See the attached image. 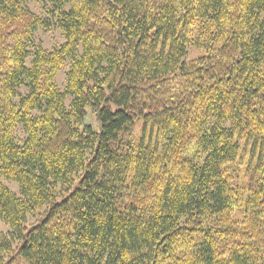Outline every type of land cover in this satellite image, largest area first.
I'll use <instances>...</instances> for the list:
<instances>
[{"label":"trees","instance_id":"obj_1","mask_svg":"<svg viewBox=\"0 0 264 264\" xmlns=\"http://www.w3.org/2000/svg\"><path fill=\"white\" fill-rule=\"evenodd\" d=\"M1 224L0 264H264V0H0Z\"/></svg>","mask_w":264,"mask_h":264},{"label":"rangeland","instance_id":"obj_2","mask_svg":"<svg viewBox=\"0 0 264 264\" xmlns=\"http://www.w3.org/2000/svg\"><path fill=\"white\" fill-rule=\"evenodd\" d=\"M28 10L35 14L37 17H39L42 21H48L49 23L51 22L50 16L48 15L49 8L51 7L50 4L48 3H42V2H34V1H28L26 4ZM64 43L63 36L61 32L54 27H40L38 28L31 36V50H35V48L39 47L42 49L44 52H51L53 50H56L60 48V46ZM203 53V52H202ZM201 55V51L197 49H190L188 53V62L196 59L198 56ZM69 68V62H66L63 67L60 69V71L56 75V85L57 87L63 91L65 88V74L67 73ZM21 94L24 93V91H20ZM67 104H69V101H67ZM89 123L96 125L94 121L91 119L88 120ZM142 131H143V125L142 124H137L135 127L134 131L132 132L131 137L129 138L133 144L137 145L140 144V137L142 136ZM16 136L18 139L22 140L25 136L21 132L20 128H17L16 130ZM157 136L154 135L153 139H156ZM157 141L161 144L163 140H161L160 137L157 138ZM245 181V180H244ZM242 182V184L244 183ZM5 185L16 195L19 196L18 193V187L15 183H7L4 182ZM36 216V215H34ZM237 217V215H236ZM35 218H30L29 222H33ZM0 231L2 234V238H6L10 230L7 226L4 224L0 225Z\"/></svg>","mask_w":264,"mask_h":264}]
</instances>
